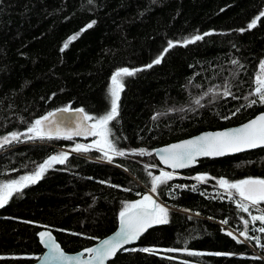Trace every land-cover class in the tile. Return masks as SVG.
<instances>
[{
    "label": "trees",
    "instance_id": "16d2710c",
    "mask_svg": "<svg viewBox=\"0 0 264 264\" xmlns=\"http://www.w3.org/2000/svg\"><path fill=\"white\" fill-rule=\"evenodd\" d=\"M261 11L264 0H0V137L26 132L36 119L59 108L104 115L111 107L112 73L122 67L142 69L122 78L118 116L109 124V138L126 155L109 163L100 161L96 151L69 153L64 165H54L36 184L14 194L0 208V264L34 262L43 251L38 236L43 229H50L67 252L111 233L123 204L151 186L148 161L133 149L153 151L264 111L259 103L246 107L256 99L252 93L264 59V17L253 29L247 25ZM91 21L94 26L61 51ZM206 32L212 34L177 44L160 64L146 67L168 40ZM225 86L231 96H223ZM48 141L65 146L72 140ZM6 147L0 153V183L33 173L57 154L49 145L23 141ZM151 162L160 166L154 157ZM178 174L182 178L173 181L176 186L168 181L156 193L170 208L169 222L154 225L127 247H149L155 253L121 250L111 263L264 264L254 252L256 239H233L221 225L227 220L225 227L236 229L246 213L212 194L221 178L264 179V148L201 159ZM196 174L209 177L197 183L186 177ZM260 207L264 213V203ZM258 229L253 236L264 245Z\"/></svg>",
    "mask_w": 264,
    "mask_h": 264
},
{
    "label": "snow or ice",
    "instance_id": "6c2138e0",
    "mask_svg": "<svg viewBox=\"0 0 264 264\" xmlns=\"http://www.w3.org/2000/svg\"><path fill=\"white\" fill-rule=\"evenodd\" d=\"M91 2V0H89ZM264 17V11H261L258 16L251 20L247 25V29H253L257 26L258 21ZM96 21H91L86 25V28L81 29L80 33H76L74 36L69 37V40L64 43L61 51L69 46L72 40H75L83 31L92 28ZM246 29L240 28V32H244ZM212 33H204L203 35H193L191 37H185L182 41L168 40L167 47L158 55L150 64L146 65L147 68H151L154 65H158L162 62L165 53H168L170 49L182 44L184 46L195 43L203 39L204 36L211 35ZM236 64L237 61H233ZM142 69H129L122 67L112 73L111 84L109 87V95L111 98L110 111L99 117H92L84 113L83 109H75L78 114V122L75 128L61 127L60 123L54 122L56 113L49 112L47 115L36 119L27 129V138L29 140L34 139H66L72 140L74 136H91L95 139L91 145L75 144L71 149L74 153H88L91 149H96L102 154V158L111 163L113 157H123L126 155L125 151L119 149L116 143L110 139L111 129L109 124L114 121L118 116L120 93L124 90V83L122 78L134 76ZM256 87L254 95L256 99H251L246 107H252L259 103L264 105V61L261 62V72L256 77ZM207 95V93H205ZM232 93L228 86H225L223 96H231ZM247 100L248 98L245 97ZM195 103L200 105V100H196ZM240 109L233 112L231 115H236ZM60 112H69L70 109L65 107L59 110ZM223 119H230V116L222 117ZM156 119V117H153ZM88 121H94L93 123H87ZM62 123V121H61ZM11 141H18L20 134H10ZM10 143L9 137L0 139V147ZM264 147V113L256 116L255 119L241 125L240 127L229 129L226 131L205 133L192 139L182 141L177 144H172L167 147L157 149L156 154L162 164L167 165L172 169H182L194 165L198 157H218L231 153H238L247 149H255ZM133 154L145 155L144 149L138 151L133 149ZM69 159L68 152H59L57 154L49 156L43 163L39 164L36 170L28 175L21 176L18 180L13 179L5 183L0 184V208L4 207L9 199L16 193H21L23 189L30 185L36 184L41 180L45 173L52 169L54 165H64ZM147 167V166H146ZM152 176L151 172L148 173ZM173 179V173L167 171H161L159 175L152 176L151 189L152 193H157L160 185L166 184ZM197 181L203 182L206 179L204 175H198L194 178ZM101 183H104L101 181ZM218 184L223 188L230 200L239 197L237 207L244 212L249 211V205L257 207L264 203V179L248 178L238 180L235 182H229L226 179H219ZM115 187V186H114ZM180 187V186H177ZM193 191L196 190L193 186ZM139 195V193H138ZM247 202V203H245ZM168 208L161 205L153 198L152 195L144 194L141 199L125 202L121 211L119 212V231L115 233L114 237L101 240L96 247H90L84 249V252L88 254L87 259H82L83 253L76 256H68L62 250L59 244H57L49 231H42L38 233L40 242L45 244L49 249L45 259L49 262L58 261L59 264H105V261L114 257L118 251H140L143 253H155V249L149 247L143 248H125V245L131 244L137 241L141 235L154 225H163L169 222L168 220ZM252 221H259L264 224V214L251 216ZM223 224H227V220L221 221ZM245 227L247 228L248 221L245 220ZM259 232L264 233V227L258 229ZM232 236L231 232L227 233ZM73 235H78L73 233ZM240 236H244L246 239H256L259 244V238L248 237L247 231L240 232ZM233 239H236L233 236ZM237 242H241L237 240ZM264 247V245H261ZM166 251L172 252L177 249H167ZM189 255H201V253L190 252ZM215 255H221V253H215Z\"/></svg>",
    "mask_w": 264,
    "mask_h": 264
},
{
    "label": "rangeland",
    "instance_id": "374dc122",
    "mask_svg": "<svg viewBox=\"0 0 264 264\" xmlns=\"http://www.w3.org/2000/svg\"><path fill=\"white\" fill-rule=\"evenodd\" d=\"M262 61H264V59H263ZM262 61H261V62H262ZM260 72H261V63H260V65H259V68H258V71H257V75H256V77L260 74ZM90 122L93 123V121H90ZM21 134H25V135H21ZM21 134H20V139H19L18 141H11V136H10V135H7V136H1L0 139H2V138H4V137H9L10 142H20V141H23V142H29V143H31V144L49 145V146L52 147V149H55V150H54L55 152H52V153H59V152H62V151H64V152H68V153H74V152H71V149L75 146V144L79 143V144L91 145L92 142H93V140L95 139L94 137L84 138V139H87V140H79L80 138H73L72 141H70L68 145H65V146H62V145H61V146H57V145H55L54 143L49 142V141H48L49 139H47V138H45V139H34V140H29V139L27 138V135H30V134H28L27 131H26V132H23V133H21ZM8 144H9V143H8ZM8 144H7V145H4L3 147H0V153L3 152L4 149H7L6 146H8ZM2 148H3V149H2ZM8 148H9V147H8ZM91 150L100 153V152L97 151L96 149H91ZM145 152H146V153H152V151H146V150H145ZM131 153H132V152H131ZM100 154H101V153H100ZM101 155H102V154H101ZM145 157H146V159H147V161H148V163L145 164V165L147 166V169H148L147 174H148L149 172H151L152 176H157V175L160 174L161 171L172 172V171L166 170V169H164V168H162V167H160V166H155V165H153L152 162H151L153 156H151V155H149V154H145ZM99 159H100V161L107 162V161H106L105 159H103L102 157L99 158ZM172 173H173V179L170 180V181L173 183V186H176L177 184H176L175 182H173V181H174L175 179L182 178V176L179 175V174L176 173V172H172ZM198 175H204V176H206V179H208V177H209V175H207V174H196V175L191 176V177H188V176H186V177H187V178H191V179H193V182H194V183H197V182H201V181H197V180L194 179V178H195L196 176H198ZM152 176H149V174H148L150 185H151V179H152ZM249 178H253V177H249ZM246 179H248V178H246ZM260 179H262V178H260ZM218 180H219V179H218ZM218 180H215V182H214V187H215V188H213V190H212V194H213V196H215V197H218V196H219V197L222 198V199L232 201V203H233L235 206H237V203L239 202V197H235V199L230 200V199L228 198V194H227V192H226L223 188H221V187L219 186V184H218ZM226 180H228V179H226ZM242 180H243V179H242ZM204 181H205V180H204ZM204 181H203V182H204ZM228 181H229V182H235V181H238V180H228ZM0 184H2V183H0ZM160 186H161V185H160ZM160 186H159V187H160ZM150 189H151V186H150V188L146 189V192H145L144 194H149V195L155 196V197L157 198L156 193H155V194L152 193V192L150 191ZM144 194H143V195H144ZM143 195H141L140 197H138L137 199H135V200H133V201H136V200L141 199ZM130 202H132V201H130ZM159 203H160L161 205L167 207V208H168V211L170 210L169 206L165 205V204L162 203V202H159ZM245 203H247V202H245ZM245 213H246V217H243V219H240V220H239V222H238L237 225H236V226H237L236 229H233V228H230V227H225V224H224V225L221 224V225L226 229L227 232H231V233L233 234L232 236H235L237 239L244 240V241H246V238H245L244 236H240V232H242V231H247V235H248V237H254L253 235H254L256 229L259 228V225H256V224H255V221H252V220H251V216H253V215H261V214H264L262 208L260 207V205L257 206V207H255V208L252 207L251 205H249V211H248V212H245ZM245 220H247V221L249 222L248 225H247V228L245 227V223H244ZM256 245H257V247L255 248V251H254L255 254H256L258 257H260V258H261V256L264 258V248H263L260 244H258V243H257ZM260 248L262 249L261 251H260ZM258 250H259V251H258ZM259 255H260V256H259Z\"/></svg>",
    "mask_w": 264,
    "mask_h": 264
},
{
    "label": "water",
    "instance_id": "95a60500",
    "mask_svg": "<svg viewBox=\"0 0 264 264\" xmlns=\"http://www.w3.org/2000/svg\"><path fill=\"white\" fill-rule=\"evenodd\" d=\"M60 109H63V108H59V109H56V110L52 111L53 113H56V116L53 118V119H54V122H56V123H60V126H61V127H65V126H67V127L75 128L76 123L78 122V114L75 112V109H80V108H74V109H70V108H69L70 111H69V112H66V113H65V112H60V111H59ZM262 113H264V111L258 113V114L255 115L254 117H252V118H250V119H248V120H246V121H244V122H242V123H240V124H238V125L229 126V127L223 128V129L205 130V131H202V132H200V133H198V134H195V135H193V136H190V137H187V138H182V139H179V140H176V141L169 142V143H167V144H163V145L157 146V147H155V148L153 149V151H152V155H153V157L156 159V161L158 162V164L160 165V167H162V168H164V169H166V170L172 171V172L179 173V172H182V171H185V170H188V169H190V168L195 167L196 164L198 163V161L201 160V159H206V158H207V159H218V158H222V157H224V156H230V155H235V154L243 153V152L250 151V150H255V149H261V148H264V147H261V148H255V149H247V150L242 151V152L231 153V154H227V155H224V156H218V157H198V158H197V161H196V163H195L194 165H192V166H190V167H187V168H182V169H172V168H169L167 165L162 164V163L160 162V160H159L158 155L156 154V150H157V149H161V148L167 147V146L172 145V144H177V143H180V142H182V141H185V140L192 139V138H195V137H197V136L203 135V134H205V133L219 132V131H226V130H229V129H233V128L240 127L241 125H243V124L249 122L250 120L255 119L256 116H258V115H260V114H262ZM61 121H62V123H61ZM87 123L90 124L91 122L88 121ZM90 137H91V136H83V135H82V136H74L73 138H90ZM153 198L156 199L158 203L160 202V200H158L155 196H153ZM148 230H149V229H148ZM148 230H147V231H148ZM42 231H49V232H51V234H52V236H53L55 242H56L57 244H59V242L56 240V238H55L53 232H52L50 229H43ZM117 231H119V215H118V217H117L116 228H115L111 233H109L108 235H106V236H104V237L98 239L96 242H94L92 245L88 246L87 248H90V247H96V246L99 244V242H100L101 240L107 239V238H109V237H114V236H115V233H116ZM147 231L144 232V233L141 235V237L144 236L145 233H147ZM141 237H140V238H141ZM140 238H139V239H140ZM139 239H138L137 241L131 243V244L125 245L124 247L127 248V247H130V246H133V245L137 244V242L139 241ZM39 243H40V245H41L43 251H42V253L39 255V257H38L34 262H32L31 264H59L58 261H51V262H49L48 260L45 259L46 254L49 252V249L47 248V246H46L45 244H42V243L40 242V238H39ZM59 245H60V244H59ZM60 247H61V245H60ZM84 249H86V248H84ZM84 249H81V250H78V251H75V252H67V251H65V250L61 247V250H62L66 255H68V256H76V255H78V254L83 253V256H82L81 258H82V259H87V258H88V254L84 252ZM118 252H119V251H118ZM118 252H117V253H118ZM115 256H116V255H115ZM115 256L112 257V258H110L109 260L105 261V264H112L111 262L114 260Z\"/></svg>",
    "mask_w": 264,
    "mask_h": 264
},
{
    "label": "bare ground",
    "instance_id": "6f19581e",
    "mask_svg": "<svg viewBox=\"0 0 264 264\" xmlns=\"http://www.w3.org/2000/svg\"><path fill=\"white\" fill-rule=\"evenodd\" d=\"M214 25H215V24H214ZM208 27H209V26H208ZM215 30H216V29H215ZM261 112H263V111H261ZM259 113H260V112H259ZM257 114H258V113H257ZM257 114H255V115H257ZM255 115H254V116H255ZM254 116H253V117H254ZM251 118H252V117H251ZM178 140H179V139H178ZM260 249H261V248H260ZM120 251H121V250H120ZM254 251H255V250H254ZM258 251H259V250H258ZM260 251H261V250H260ZM259 256H260V255H259Z\"/></svg>",
    "mask_w": 264,
    "mask_h": 264
},
{
    "label": "built area",
    "instance_id": "2783aa9c",
    "mask_svg": "<svg viewBox=\"0 0 264 264\" xmlns=\"http://www.w3.org/2000/svg\"><path fill=\"white\" fill-rule=\"evenodd\" d=\"M261 258L264 260V258L261 256Z\"/></svg>",
    "mask_w": 264,
    "mask_h": 264
}]
</instances>
